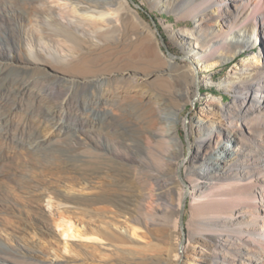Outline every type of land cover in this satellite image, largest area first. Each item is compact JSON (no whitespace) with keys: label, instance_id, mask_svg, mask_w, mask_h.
I'll return each instance as SVG.
<instances>
[{"label":"bare ground","instance_id":"bare-ground-1","mask_svg":"<svg viewBox=\"0 0 264 264\" xmlns=\"http://www.w3.org/2000/svg\"><path fill=\"white\" fill-rule=\"evenodd\" d=\"M152 1L161 11L171 10L180 20L194 21L195 27L181 28L175 37L178 41L181 40L180 43H183L186 48V56L192 63L188 70L190 77L200 89L212 84L217 66L255 46V38L250 37L248 27L252 26L254 31L264 29V16L257 14L249 20L248 10L252 8L253 0ZM11 4L13 12L21 11L22 14L23 11L19 8L29 9L27 17L32 21L30 30L33 32L36 47L30 46L25 49L27 58L23 62L13 61L10 55L0 54V100L13 95L16 99L31 98L37 101L38 105L42 97L34 94L32 83L25 80L26 76L40 73L42 76L52 78L58 77V73L62 70L67 71L68 68L78 73H85L88 69L84 66L86 63L84 61H79V66L74 67L78 61L72 54L66 53L65 46L60 44L61 42L58 43L57 37L65 39L67 43H77V38L83 34L81 28L85 24L92 23L99 40L102 41L100 44L111 45L121 42L119 22L124 21L122 6L131 11L128 0H12ZM214 6L218 9L216 15L213 14ZM22 15L18 13V16L22 17ZM3 16L1 15L0 18L4 19ZM135 16L138 18L137 14ZM171 29L174 27L171 26ZM5 34H7V28L1 25L0 44L6 46L10 43L9 39L4 36ZM87 48L89 46L85 44L81 50L86 52ZM11 50L10 54H12ZM163 55L166 56L165 53ZM250 58L248 62H251V66L246 64L247 61L242 62L240 65L243 67H238V72L231 74L219 85L235 94L232 102L226 104L222 98L206 97L207 106L196 120L199 139L195 151H192L187 159L178 136L176 112L167 106L162 108V117L166 120L165 125L154 134L158 143L156 155H152L148 150H141L135 145H124V150L118 147L112 148L110 145H101L96 135L91 136L95 145L120 158L122 160L120 163H125L124 157L126 156L129 160L135 159L143 169L149 166L152 168L153 172L150 175L152 177L157 175L156 205L153 215L143 211L145 195L136 186L121 182L104 184L99 181L97 174L89 172V174L85 173L89 177L84 178V182L88 183L91 188L87 194L72 192V190L70 192L61 191L57 189L55 182H44L42 174L22 178L23 184L28 187V198L33 201L32 213L36 215L41 209L44 194L39 184H45L51 194L63 200L60 204L67 205V212L63 213L65 216H61L65 222L76 210L93 211L97 209L96 211L100 212L97 214L104 219V216H107L105 213L111 207L124 212L126 217L132 219L136 226L131 234L104 220L98 224L93 218H91V232L86 230L83 234L79 232L81 235L73 234L70 226L66 227L65 231V235L73 238L80 237L79 239L82 240L84 237L93 240L98 236L107 240L110 248H114L115 252L119 248H130V245L136 247L135 251L131 250L134 256L131 264H196L195 262H198L197 264H264V225L259 223V220L264 221V149L258 147V144L264 142V49L253 53ZM52 59H55L57 65L51 62ZM169 66V71H174L178 67L175 62L171 61H169ZM55 67L61 68L57 70ZM175 72L178 73L176 70ZM26 73L27 75H24ZM109 76L114 79L116 73L109 74ZM151 77L152 73L134 79L137 80L139 86L146 87L152 84ZM107 80L106 77L100 75L98 79L93 80L85 79L74 81V83L67 81L68 85L70 84L67 86L71 91L79 88V93H84L98 88ZM185 96L189 100L192 99L189 92H185ZM213 103L217 104L216 108L212 107ZM15 111L17 107L10 108L6 118L11 119ZM212 115L220 118L222 126L208 122L207 117ZM2 116L0 114V119ZM42 118V125L39 129L42 134H45L37 137L36 144H31L25 149L29 160L34 165L42 163L39 154L41 145L55 151V144H57L54 125L49 123L50 120L46 118V115ZM248 132L251 136L246 135ZM130 134L123 144H128V140H134L138 136L135 133ZM248 141H250L249 144ZM79 150L80 148L63 150L67 156L64 163L68 169L81 170L83 164L89 161ZM176 160L185 162L184 169L187 178L183 181L185 184L183 192L178 191L181 195L180 202L174 205L172 197L176 189L172 185L168 171L172 170ZM180 166V163H177V170ZM174 178L179 180L178 175ZM227 181H232L228 184L229 189L224 186L226 183L223 185V182ZM183 182L179 180L182 186H184ZM188 185L190 186L189 196L194 198V201H210L215 204L214 206L222 207L229 195H235L238 200L233 196L237 203L234 202L235 205L230 206V209H219L208 214L205 218L206 220L211 219L213 229L200 231L196 225L194 230L189 232L188 245L182 246L183 239L176 238L179 240L176 250L171 246H166L167 249L165 247V251L163 250L164 252L160 255H157L158 253L150 255L155 248L150 242H147V245H135L133 242L135 238L146 237V235L137 237L138 230L144 227L154 230L157 226H161L171 209L179 214L178 223L180 224L183 196ZM201 223L206 225L207 222L203 220ZM177 230L173 232L176 233ZM228 232L236 234L231 236ZM148 234L154 236L150 230ZM174 237L179 236L175 234ZM163 240L166 245L169 244L167 240ZM86 246L87 244L80 243L79 248L75 247L77 254L83 256L75 260L59 259L57 256L37 253L23 244L21 245L23 251L17 256L30 260L31 263L37 261L38 264H86ZM181 248L182 251H180ZM3 252L10 254L14 251L6 243L0 241V253ZM0 264L11 263L0 257Z\"/></svg>","mask_w":264,"mask_h":264},{"label":"rangeland","instance_id":"rangeland-1","mask_svg":"<svg viewBox=\"0 0 264 264\" xmlns=\"http://www.w3.org/2000/svg\"><path fill=\"white\" fill-rule=\"evenodd\" d=\"M128 1L131 11L122 6L124 21L119 22L121 42L111 45L100 44L102 41L99 40L92 23L85 24L81 28L83 34L77 38V43H67L65 39L57 37L58 43L61 42L60 44L65 46L66 53L72 54L78 61L74 67L79 66V61L86 62L84 66L88 69L85 73H78L68 68L67 71L62 70L58 73V77L48 78L40 73L24 76L26 81H31L34 94L42 97L39 105L31 98L16 99L13 95L0 100V114L3 115L0 119V241L6 243L14 251L10 254L0 253V257L8 263L38 264L37 261L31 263L32 261L17 256L23 251L22 244L37 253L57 256L59 259L75 260L83 258L77 254L75 247L79 248L80 243H85L87 244L86 264H131L134 258L132 251L136 249L132 245L129 246L130 248H119L115 252L114 248H110L107 240L98 236L93 240L86 237L82 240L79 239L80 237L73 238L65 235L69 226L73 229V234L81 235L80 233H86V230L91 232V218L98 224L104 220L131 234L136 224L126 217L124 212L111 207L105 213L107 216L102 219L97 209L93 211L76 210L65 222L61 216L66 214L67 205L60 204L63 200L51 194L45 184H39L44 197L40 205L41 209L34 215L31 210L33 201L28 198V187L23 184L22 178L42 174L44 182H55L57 189L61 191L70 192L72 190V192L87 194L91 188L88 183L84 182V178H88L89 173H95L99 181L104 184L121 182L136 186L145 195L143 211L153 215L156 205L157 175L154 177L150 175L153 172L152 168L149 166L143 169L135 159L129 160L126 156L124 157L125 163H120L122 161L120 158L95 145L91 136L96 135L101 145H110L112 148L118 147L122 150H124V145H135L141 150H148L152 155H156L158 143L154 134L165 125L166 120L162 117V108L167 106L176 112L178 136L187 159L191 152L195 151L199 139L196 120L207 106L206 97L222 98L226 104L232 102L235 94L221 88L220 83L231 74L238 72V67H243L240 65L242 62L247 61L246 64L251 66V62H248L251 55L264 49V29L254 31L252 26L248 27L250 37L255 38V46L217 66L212 84L208 87L203 86L200 89L201 95H199V88L188 71L192 64L191 60L186 56V48L183 43H180L181 40L178 41L175 37L181 28L195 27L194 21L180 20L171 10L161 11L152 0ZM253 1L251 10H248L249 20L257 14L264 16V1ZM11 3L12 0H0V16L4 15V19L0 18V27L4 25L7 28V34L4 36L9 39L10 43L6 46L0 44V54L12 56L13 61L23 62L27 58L25 49L30 46L36 47L33 32L30 30L32 21L27 17L29 9L19 8L25 13L22 12L23 16L21 11L13 12ZM18 13L22 17L18 16ZM213 14H218L215 6ZM6 16H8L7 19ZM171 26L174 29H171ZM162 38H164L166 47ZM85 44L89 48L83 52L81 48ZM10 49H12V54H10ZM167 50L175 57H171ZM169 61L177 64L178 67L175 70L178 73L175 70L169 71ZM51 62L57 65L55 59ZM55 68L58 70L61 67ZM112 73H116V78H110L109 74ZM151 73L152 84L146 87L139 86L135 79ZM100 75L108 80L94 90L84 93H79V88L74 91L69 90L70 84L68 85L67 81L74 83V81L85 79L93 80L98 79ZM185 92H189L191 100L187 99ZM213 104L212 107L216 108L217 104ZM12 107H17V111L11 119L6 118ZM43 115L44 117L46 115V118L50 120L49 123L55 127L57 144H55V151L41 145L39 154L42 163L34 165L29 160L25 149L38 142L37 137L42 134L39 127L42 125ZM207 120L210 124L222 126L218 116L212 115L207 117ZM130 133L138 135L137 138L128 140V144H123L126 138L130 137ZM246 135L251 136L249 132ZM259 146L264 149V142L258 144ZM78 148L89 161L83 164L81 170H70L64 163L67 156L63 150ZM176 161L172 170L168 171L172 185L176 189L174 198L172 197L174 205L180 202L179 192H183L185 188L183 181L187 178L184 169L185 162ZM177 163L181 165L178 170ZM177 175L184 186L174 178ZM230 182L232 181L223 182V185L226 183L224 186L228 187L226 189H229ZM189 189L188 185L185 193L189 192L190 195ZM233 196L238 200L235 195H229L222 207H216L210 201H194V198L189 196L184 214L185 235L181 223H178L179 214L171 209L161 226H157L154 230L147 227L140 228L137 237L141 235H146V237L135 238L139 240L134 239L133 242L135 245H147V242H150L155 247L150 255H156V253L160 255L165 251L166 246H171L176 250L177 241H179L177 239H185L184 244L181 243V245H188L189 232L194 230L196 225L200 231L213 229L211 219L206 220L205 217L219 209H230L237 203ZM227 198L232 200L229 201L230 199ZM203 220L207 222L206 225H202ZM259 223L264 225L263 220H259ZM175 229H178L176 233L173 232ZM149 230L154 236L148 234ZM146 232L148 233L144 234ZM229 233L231 236L236 234ZM124 234L128 235L126 232ZM175 234L179 237H174ZM163 239L169 244L166 245Z\"/></svg>","mask_w":264,"mask_h":264},{"label":"water","instance_id":"water-1","mask_svg":"<svg viewBox=\"0 0 264 264\" xmlns=\"http://www.w3.org/2000/svg\"><path fill=\"white\" fill-rule=\"evenodd\" d=\"M162 41L166 47V43L164 41V38H162ZM168 51V50H167ZM169 55L171 57H175L173 54H171L169 51H168ZM178 58H181V57H178ZM199 88V86H198ZM199 95H201V92H200V88H199ZM195 104V103H194ZM189 152H190V148H189ZM188 198H189V192H186L184 194V198H183V201H182V212H181V218H180V223H181V228H182V231H183V234L185 235V229H186V226H185V221H184V214H185V210H186V205L188 203ZM185 242V239L182 240V244H184Z\"/></svg>","mask_w":264,"mask_h":264},{"label":"trees","instance_id":"trees-1","mask_svg":"<svg viewBox=\"0 0 264 264\" xmlns=\"http://www.w3.org/2000/svg\"><path fill=\"white\" fill-rule=\"evenodd\" d=\"M213 93L216 94V91L213 90Z\"/></svg>","mask_w":264,"mask_h":264}]
</instances>
